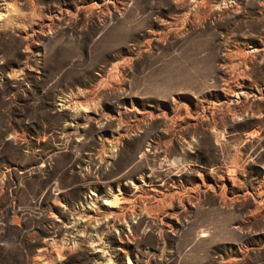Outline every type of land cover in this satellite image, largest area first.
<instances>
[{"label":"rangeland","instance_id":"obj_1","mask_svg":"<svg viewBox=\"0 0 264 264\" xmlns=\"http://www.w3.org/2000/svg\"><path fill=\"white\" fill-rule=\"evenodd\" d=\"M0 264H264V0H0Z\"/></svg>","mask_w":264,"mask_h":264}]
</instances>
